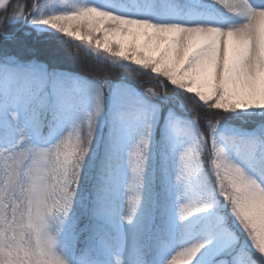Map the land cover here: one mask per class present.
Returning <instances> with one entry per match:
<instances>
[{
    "label": "trees",
    "instance_id": "16d2710c",
    "mask_svg": "<svg viewBox=\"0 0 264 264\" xmlns=\"http://www.w3.org/2000/svg\"><path fill=\"white\" fill-rule=\"evenodd\" d=\"M110 1V7H97L87 0H0V81L6 79L7 89L0 88V107L8 108L5 120L16 118L13 131L7 123L0 125V264H48L38 241V237L51 239L46 220L37 218L36 232L29 229L25 207L31 168L42 147L31 144V137L47 138L54 116L70 115L71 141L77 148L75 172L80 198L74 213L77 247L72 264H82L93 256V244L102 229H111L91 217L86 197H99L108 171L117 162L118 114L126 120L137 115L145 122V157L157 183L164 167L160 141L165 139L157 137L159 127L152 120L179 118V136L196 138L195 154L201 163L191 189L204 211H215L221 217L210 234L224 228L234 235L231 248L222 255L229 257L236 252L247 264H264L254 225L237 208L234 191L213 174L210 147L212 135L223 130L226 143L237 149L243 163L255 160L264 169V111L247 112L227 104L219 88L207 101L188 91L175 77L174 62L169 61L173 54L182 52L176 40L152 64L137 59L135 49L122 47L113 39L114 34L127 30L163 39V28L175 9L180 17L175 24L185 30L186 0ZM119 2L137 7L138 12L114 10ZM148 4L151 15L145 12ZM190 5L201 8L198 2ZM75 21L82 29L72 36L63 30V24ZM10 95L24 96L22 104L12 110L7 104ZM160 129H164V122ZM161 196L158 198H165ZM204 232L200 240L206 244L209 233ZM159 234L154 251L166 238L161 230ZM147 252L146 259L152 264L153 257Z\"/></svg>",
    "mask_w": 264,
    "mask_h": 264
},
{
    "label": "rangeland",
    "instance_id": "374dc122",
    "mask_svg": "<svg viewBox=\"0 0 264 264\" xmlns=\"http://www.w3.org/2000/svg\"><path fill=\"white\" fill-rule=\"evenodd\" d=\"M87 1L97 7L112 6L110 0ZM186 1L185 30L175 24L180 21L175 9L163 28V39L148 38L130 30L114 34L113 39L122 47L135 49L137 59L152 64L176 40L182 52L173 54L169 61L174 62L175 77L188 91L207 101L219 88L227 104L247 112L264 111V0ZM190 2H198L201 8H193ZM114 10L138 12L137 7L122 2ZM145 12L151 15V4ZM81 29L82 25L76 21L63 24V30L72 36ZM4 87L6 79L0 81V88L5 90ZM23 100V95H10L9 109L21 105ZM7 109L0 107V125L7 123L8 130L13 131L16 118L10 116L5 120ZM54 117L47 138L41 140L35 134L31 137V144L42 147L31 168L25 218L26 226L35 232L37 218L46 220L51 239L38 237V241L48 264H72L77 247L74 213L80 198L75 172L77 148L71 141L70 115ZM178 121L175 116L152 120L159 127L157 137L165 139L160 141L164 167L157 183L145 157V122L137 115L127 120L116 116L117 162L108 171L107 184L99 197H86L91 217L112 232L102 229L93 244V256L82 264H149L147 251L153 257L152 264H247L236 252L229 257L222 255L231 248L232 232L218 228L210 234L221 217L215 211H204L191 189L201 165L195 154L197 140L193 136L180 137ZM225 136L223 130H218L210 140L213 174L234 191L236 206L254 225L256 239L264 251V169L255 160L243 163L237 157V149L226 143ZM161 195L165 204L164 199L158 198ZM159 230L166 238L158 242L154 251ZM204 231L210 234V242L206 244L200 240ZM44 242L50 251L45 250ZM212 255L218 256L210 259Z\"/></svg>",
    "mask_w": 264,
    "mask_h": 264
}]
</instances>
